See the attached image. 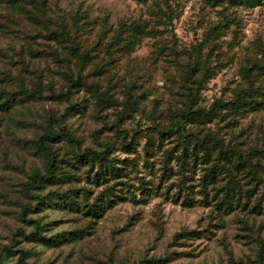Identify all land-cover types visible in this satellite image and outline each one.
I'll return each instance as SVG.
<instances>
[{"label":"rangeland","instance_id":"374dc122","mask_svg":"<svg viewBox=\"0 0 264 264\" xmlns=\"http://www.w3.org/2000/svg\"><path fill=\"white\" fill-rule=\"evenodd\" d=\"M255 62L264 0L0 4V264H264Z\"/></svg>","mask_w":264,"mask_h":264},{"label":"trees","instance_id":"16d2710c","mask_svg":"<svg viewBox=\"0 0 264 264\" xmlns=\"http://www.w3.org/2000/svg\"><path fill=\"white\" fill-rule=\"evenodd\" d=\"M19 1H21V0H0V4H2V3L15 4ZM228 1H231L235 4H244V3H256L259 0H228ZM75 53L81 59H84L87 56V52H83V53L75 52ZM253 69L261 71L264 73V63L255 62L252 67H249L245 70V75L247 77H251V71ZM67 77L69 78V81L72 85L78 83V82H76V80L73 79V75H68ZM79 79H80V76L77 78V81H79ZM249 80H251V79H249ZM260 94H264V84H259L258 86H254L251 83L247 87L239 89L237 91L236 98L234 101L231 102V104L235 105V106L239 105L243 101L255 99ZM213 110L214 109L211 108V111H213ZM188 113H193V112L189 110ZM49 137H52V136L49 135ZM46 139H47V137H42L41 148L44 150L45 154L47 155L48 162L46 164L45 173H41V172H35L34 173V175L32 177V184H31L34 187H42V185H44L47 182H51V181L56 183L58 177L60 176V174H62V171H60L58 156H57L56 152L52 151V149L47 145ZM206 139L213 140L216 143L220 142L219 138H217L216 136L211 135V134H207L205 136L203 142H205ZM262 152L264 154V149L262 150ZM111 203H113L112 200H110V206H112ZM27 208H29V206L25 207V209H27ZM97 211L98 210H94V213H97ZM37 229H39V226H37ZM36 233H39V232L37 231ZM5 250L8 253H13L12 247H9V246L5 247ZM263 250H264V246H263ZM26 257H27V252L26 251H20V257H19L17 264H29L26 260ZM262 259H264V256H262Z\"/></svg>","mask_w":264,"mask_h":264}]
</instances>
